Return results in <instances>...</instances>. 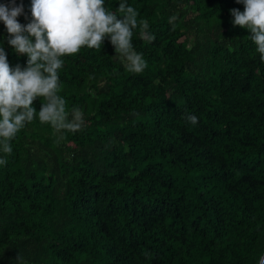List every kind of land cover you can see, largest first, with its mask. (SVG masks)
<instances>
[{"label": "trees", "instance_id": "1", "mask_svg": "<svg viewBox=\"0 0 264 264\" xmlns=\"http://www.w3.org/2000/svg\"><path fill=\"white\" fill-rule=\"evenodd\" d=\"M125 2L147 64L126 70L110 38L64 56L58 95L76 132L38 116L0 158V264H259L264 255V61L237 0ZM32 0L19 23L31 22ZM176 17L174 22H169ZM122 19V17H119ZM0 21L13 69L27 66ZM42 98L33 102L37 112ZM194 115L193 125L187 117Z\"/></svg>", "mask_w": 264, "mask_h": 264}, {"label": "clouds", "instance_id": "2", "mask_svg": "<svg viewBox=\"0 0 264 264\" xmlns=\"http://www.w3.org/2000/svg\"><path fill=\"white\" fill-rule=\"evenodd\" d=\"M237 3L244 5V11L230 10L233 23L250 31L264 61V0ZM23 11L22 5H0V21L10 36L8 43L16 53L28 57L26 67L17 65L13 69L0 46V149L5 154L12 153L10 142L37 116L41 123L50 124L58 132L74 133L83 126L81 110L73 108L69 119L66 101L58 95L62 57L75 55L85 46L100 49L105 38H110L116 56L126 61V70L139 74L147 64L133 48V30L139 28L143 39L154 40L147 20L138 21V12L125 2L113 12L105 8L104 0H32V19L27 25L17 19ZM175 19L171 17L169 22ZM38 97L43 101L39 112L32 106ZM187 119L193 125L198 122L194 115ZM6 162L0 158V164ZM259 264H264V255L259 257Z\"/></svg>", "mask_w": 264, "mask_h": 264}, {"label": "water", "instance_id": "3", "mask_svg": "<svg viewBox=\"0 0 264 264\" xmlns=\"http://www.w3.org/2000/svg\"><path fill=\"white\" fill-rule=\"evenodd\" d=\"M10 0H0V5H5L9 2Z\"/></svg>", "mask_w": 264, "mask_h": 264}]
</instances>
